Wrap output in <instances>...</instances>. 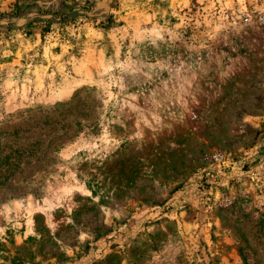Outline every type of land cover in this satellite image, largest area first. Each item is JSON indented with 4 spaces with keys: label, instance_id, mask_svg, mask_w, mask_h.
Masks as SVG:
<instances>
[{
    "label": "rangeland",
    "instance_id": "374dc122",
    "mask_svg": "<svg viewBox=\"0 0 264 264\" xmlns=\"http://www.w3.org/2000/svg\"><path fill=\"white\" fill-rule=\"evenodd\" d=\"M0 264H264V0H0Z\"/></svg>",
    "mask_w": 264,
    "mask_h": 264
},
{
    "label": "built area",
    "instance_id": "2783aa9c",
    "mask_svg": "<svg viewBox=\"0 0 264 264\" xmlns=\"http://www.w3.org/2000/svg\"><path fill=\"white\" fill-rule=\"evenodd\" d=\"M214 159L218 164L225 162V156L222 153L214 154Z\"/></svg>",
    "mask_w": 264,
    "mask_h": 264
},
{
    "label": "crops",
    "instance_id": "0c3cea01",
    "mask_svg": "<svg viewBox=\"0 0 264 264\" xmlns=\"http://www.w3.org/2000/svg\"><path fill=\"white\" fill-rule=\"evenodd\" d=\"M11 63L8 61V64L5 65H10ZM13 70V69H12ZM8 72V76L12 73V71H7ZM14 73H12L11 75H13ZM19 86V85H18Z\"/></svg>",
    "mask_w": 264,
    "mask_h": 264
}]
</instances>
